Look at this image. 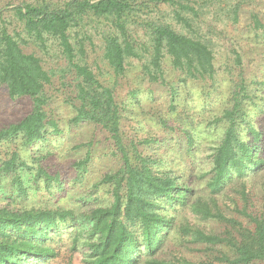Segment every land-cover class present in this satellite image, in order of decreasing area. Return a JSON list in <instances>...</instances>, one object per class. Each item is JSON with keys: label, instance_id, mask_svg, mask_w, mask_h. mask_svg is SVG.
Segmentation results:
<instances>
[{"label": "trees", "instance_id": "obj_1", "mask_svg": "<svg viewBox=\"0 0 264 264\" xmlns=\"http://www.w3.org/2000/svg\"><path fill=\"white\" fill-rule=\"evenodd\" d=\"M201 1L207 0H39L0 8V86L10 98L30 101L21 118L0 127V144H19L7 158L0 156V264H47L56 256L49 244L52 234L68 236L71 251L78 250L84 264H264V130L254 120L264 112L261 89L243 79L234 85L214 121L223 130L211 147L208 169L199 164L192 128L181 127L189 163L173 153L147 155L138 146L151 139L126 135L121 128L124 107L113 87L103 85L81 61L83 44L75 47L71 41V30L88 18L109 21L102 57L117 77L125 73L127 59L142 57L129 25L143 23L151 49L143 69L150 81L163 79L165 55L185 78H212L213 52L196 34L194 23ZM150 4L169 7L172 18L192 35L166 23L139 21L137 12ZM50 39L65 59L62 72L71 76H64L71 91L66 101L73 113L70 123L91 125L102 133L109 146L104 156L115 161L92 184L85 181L89 152L72 161L69 176H63L49 160L51 151H36L60 131L46 110L50 99L45 88L52 75L25 46L46 51ZM161 123L167 126L165 120ZM29 148L36 151L29 153L31 162L24 157ZM2 175L10 177L22 198L28 191L42 190L56 197L66 192L65 180L84 186L76 195V207L11 206L19 196H3ZM173 234L182 246L199 244L197 249L166 257L163 248Z\"/></svg>", "mask_w": 264, "mask_h": 264}, {"label": "rangeland", "instance_id": "obj_2", "mask_svg": "<svg viewBox=\"0 0 264 264\" xmlns=\"http://www.w3.org/2000/svg\"><path fill=\"white\" fill-rule=\"evenodd\" d=\"M22 1L35 3L39 0H0V8L10 9L11 5L7 4L16 5ZM201 3L199 16L194 23L196 34L213 52L212 78H185L180 70L172 67L168 56L165 55L161 62L163 79L150 81L143 69L148 63L151 51L149 29L143 23L129 25L134 46L142 57L127 59L126 71L121 76L116 77L102 57L103 35L110 28L109 21L102 19L99 22L93 17L88 18L83 26L71 30V41L75 47L78 43L83 44L84 55L79 57L81 61L91 67L103 85L113 87L116 100L124 107L121 128L126 135L140 140L151 139L149 143L138 146L142 153L158 157L173 153L181 162L187 164V141L181 127L192 128L197 142L196 156L199 164L208 169L211 165V147L222 135L223 130V124L214 125V121L227 106V99L234 85L243 79L250 87L261 89V94L264 95V85L261 84L264 81V0H207ZM4 16L9 18L11 13L4 12ZM172 17L170 8L165 5L155 7L150 4L148 8H141L137 12L139 21L148 19L166 23L178 32L192 35ZM255 18L259 21L258 24L254 21ZM141 43L142 46L139 45ZM46 45V51L35 45L25 46V51H34L41 57L43 67L52 75L51 84L45 88L50 99L46 110L50 118L58 123L60 132L50 134L49 142L41 148H36V151H51L53 156L49 160L57 164V168L64 172L63 176L67 175L72 161L89 152L92 159L85 181L92 184L112 167L115 161L104 156L108 154L109 146L102 133L91 125L70 123L73 113L66 101L70 99L71 91L66 83L71 76L68 72H62L66 62L57 42L50 39ZM64 76L67 79L64 80ZM170 88L174 89L173 93ZM29 108L28 99H12L8 96L7 89L0 86V127L18 120ZM161 120H165L167 126H164ZM254 120L258 121L256 125L264 130V112L255 116ZM17 147L18 142L1 143L0 156L7 158L9 152ZM32 151L36 152L29 148L24 154L28 162H31L29 153ZM2 176V195L19 196L15 192L16 187L10 183V177ZM83 186L84 183L74 186L71 180H65L66 192L63 194L56 193L58 196L55 197L44 193L43 190L28 191L26 198L19 196L10 205L19 206L24 203L27 206L76 207V195L83 190ZM101 194V190L97 191V195ZM87 225L84 224L85 227ZM217 226L218 224L213 226L215 230H219ZM50 237L52 240L49 244L56 251V256L47 264H84L80 252L71 251L68 236L60 239L52 234ZM181 243L177 234L171 235L164 245V255L169 257L175 251L191 254L199 245L182 246Z\"/></svg>", "mask_w": 264, "mask_h": 264}]
</instances>
